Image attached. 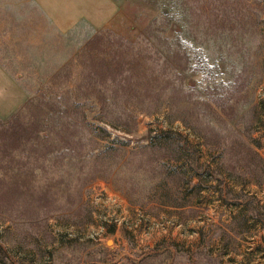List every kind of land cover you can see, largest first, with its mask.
<instances>
[{"label": "rangeland", "instance_id": "obj_1", "mask_svg": "<svg viewBox=\"0 0 264 264\" xmlns=\"http://www.w3.org/2000/svg\"><path fill=\"white\" fill-rule=\"evenodd\" d=\"M46 1L0 0V264H264V0Z\"/></svg>", "mask_w": 264, "mask_h": 264}, {"label": "crops", "instance_id": "obj_2", "mask_svg": "<svg viewBox=\"0 0 264 264\" xmlns=\"http://www.w3.org/2000/svg\"><path fill=\"white\" fill-rule=\"evenodd\" d=\"M66 3V0H50L44 4L46 12L57 22L60 29L68 27L70 16L85 17L97 28L108 27L116 29L117 24L121 23L120 18L124 11L113 0H68V5ZM59 6L65 11L63 12ZM72 7L75 9L73 10ZM20 103V89L0 66V116L10 112ZM80 243L82 248L86 246L84 253L93 247V244L90 246L91 244L89 245L87 242L79 241Z\"/></svg>", "mask_w": 264, "mask_h": 264}, {"label": "trees", "instance_id": "obj_3", "mask_svg": "<svg viewBox=\"0 0 264 264\" xmlns=\"http://www.w3.org/2000/svg\"><path fill=\"white\" fill-rule=\"evenodd\" d=\"M12 123H13V121H12ZM157 134L164 136V135H167V132L163 131V130L154 131L153 129H150L149 133H148V139L150 140V142H153V140ZM112 231H113V229L109 230V232H112Z\"/></svg>", "mask_w": 264, "mask_h": 264}]
</instances>
